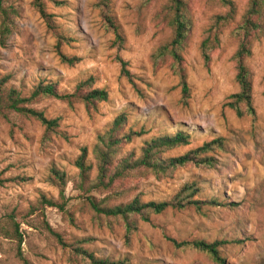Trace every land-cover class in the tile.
Here are the masks:
<instances>
[{
    "label": "rangeland",
    "instance_id": "rangeland-1",
    "mask_svg": "<svg viewBox=\"0 0 264 264\" xmlns=\"http://www.w3.org/2000/svg\"><path fill=\"white\" fill-rule=\"evenodd\" d=\"M58 1L62 4L47 1V8L55 15L58 31L71 39L61 50L80 62L70 66L61 60L57 39L48 31L33 0H6L19 10V16L6 46L0 45V80L8 76L7 86L29 97L41 81L58 83L65 94L93 78L94 88L109 91V100L91 114L81 103L71 108L54 98L34 104L48 118L61 119V134L45 146L39 122L14 115L9 121L0 118V173L9 180L0 186V264H22L12 218L20 224L22 251L33 264H86L72 262L69 252L41 226V219L27 216L42 195L58 198V189L47 182L52 167L67 173L70 216L47 208V222L68 242L87 240L84 247L99 258L129 259L131 264H217L205 253L176 249L167 235L179 241L241 239L244 243L222 249L227 264H264V31L252 38V55L246 60L253 73L256 117L239 118L224 106L228 97L239 91L234 60L239 40L234 31L249 0H234L236 20L224 30L221 47L212 54L208 66L200 44L214 15L225 8L215 0H187L194 17L183 63L190 87L187 104L182 101L181 80L171 68L172 60L153 59L173 37L172 29L158 18L166 0H111L113 16L126 38L120 52L111 46L114 35L104 27L95 7L98 0ZM118 54L129 63L137 89L121 75L115 59ZM122 112L128 116L126 131L146 132L126 145L124 152L138 151L145 141L178 131L188 132L191 144L171 151L170 156H180L217 137L227 140L226 151L216 155L214 168L188 166L162 180L153 176L138 179L129 184L125 202L137 194L144 201H167L184 184L197 182L199 199L215 198L235 206L205 208L203 214L193 208L168 209L153 215L150 223L140 222L129 240L122 223H96L79 207V193L73 190L78 175L74 162L84 147L94 162L92 149L98 135ZM16 177L28 180L15 182Z\"/></svg>",
    "mask_w": 264,
    "mask_h": 264
},
{
    "label": "trees",
    "instance_id": "trees-1",
    "mask_svg": "<svg viewBox=\"0 0 264 264\" xmlns=\"http://www.w3.org/2000/svg\"><path fill=\"white\" fill-rule=\"evenodd\" d=\"M47 1L54 4H62L58 0H33L32 4L46 24L49 32L57 39L56 48L61 60L74 66L80 62L78 57L65 55L61 48L65 43L71 42L57 29L55 15L48 11ZM225 8V11L214 15L212 24L206 31L200 44V50L205 64L208 66L212 60V54L221 47V35L224 30L236 20L237 5L234 0H215ZM95 7L100 10L104 27L114 35L112 48L122 51L126 46V38L112 13L111 0H98ZM19 10L0 0V45L5 47L10 37L15 32L16 19ZM158 18L165 21L173 31L170 42L161 46L153 55L155 62L169 58L172 60L171 68L179 76L182 87L184 104L190 98V87L187 81L186 69L183 66L184 53L189 46L194 17L187 0H166L158 13ZM264 31V0H249L246 13L241 22L235 28L234 34L239 40L238 49L234 55L236 62V82L239 91L230 95L225 107L235 111L239 118L244 116L256 117L254 105V80L253 73L246 60L252 55V38ZM116 61L121 66V75L137 89L135 76L129 69V63L119 54ZM9 77L0 80V118L9 121L11 116H18L26 120H35L43 128L42 143L45 146L55 135H60V118H48L43 111L33 107L45 98H54L66 103L73 108L81 103L88 113H97L99 105L109 100V91L104 88H94V79L89 78L80 82L72 93H61L58 83L41 81L32 91L29 97L12 87H8ZM128 116L125 112L118 115L111 126L97 137L93 146L92 155L94 162L89 160V149L84 147L80 156L75 160L74 166L78 169V175L73 183V190L79 193V207L87 210L92 219L101 226H111L114 222L122 223L126 229V238L131 239L133 232L138 230L140 222L150 223L153 215H159L168 209L183 211L193 208L203 214L205 208L235 206L234 203H224L218 199H199L201 191L197 182L184 184L177 194L167 201H144L140 194L130 201H124L129 192V184L141 179L153 176L158 180L172 176L177 169L188 166L214 168L218 163L216 155L226 151L227 140L223 137L214 138L203 145L191 149L180 156L168 155L171 151L186 147L191 144V135L185 131L175 134H165L153 137L143 143L141 148L124 152L126 145L134 139L146 134L144 130L136 131L130 128L126 131ZM26 177H16L15 182H27ZM9 180L0 173V186H4ZM47 182L59 191L58 198H48L42 195L33 205L27 216H38L41 226L71 255L72 262L83 261L86 264H131L129 259L111 260L97 257L93 252L84 247L87 240L66 241L63 236L55 231L46 220L45 210L56 208L66 216H70L68 210L69 198L67 186L69 179L67 173L57 167H52ZM12 222V234L18 242V257L22 264H33L23 253V234L20 224ZM176 249H191L205 253L217 264H227V259L222 255V249L231 244H242L243 240L234 241L215 240L208 242L203 239L179 241L173 237L165 236Z\"/></svg>",
    "mask_w": 264,
    "mask_h": 264
}]
</instances>
